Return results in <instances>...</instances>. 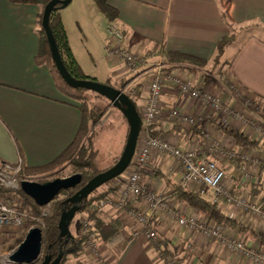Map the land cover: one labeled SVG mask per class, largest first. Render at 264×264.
Instances as JSON below:
<instances>
[{"label": "crops", "instance_id": "obj_1", "mask_svg": "<svg viewBox=\"0 0 264 264\" xmlns=\"http://www.w3.org/2000/svg\"><path fill=\"white\" fill-rule=\"evenodd\" d=\"M106 2L117 11L118 16L113 21L101 14L93 0H71L59 10L70 49L87 77L101 83L109 82L116 88L121 85L126 87L133 78L123 63L106 57V27L113 24L121 29L124 44L145 61L152 58L151 51L165 61L161 49L204 59L207 61L204 66L179 65L186 72L180 74L196 87L218 95L233 108L240 110L242 98L250 97L254 105L264 109V0ZM41 12L42 6L38 3L0 0V159L12 164L21 160L22 169L54 160L73 141L82 121L79 102L56 88L47 65L35 62L40 45L38 19ZM230 34L236 35L235 40L225 46L219 63L213 67L217 42ZM208 68L211 72L206 70ZM174 69L178 71V68ZM132 98L141 113L148 98L146 85L137 89ZM161 103L165 110L179 107L195 115H204L207 111L203 104L180 97L169 86L161 95ZM220 122L225 127L243 132L256 144L248 147L236 145L217 126ZM151 133L163 135L183 149L205 150L210 138L219 142L225 150L258 155L264 159V138L240 128L239 124L232 125V121L226 122L218 112H213L209 120H198L191 128L181 126L174 117L162 115L152 125ZM208 157L224 170L223 183L232 196L260 203L264 208L262 173L255 179L245 178L240 169L244 162L241 158L230 160L212 153ZM181 176L178 162L158 151L152 152L150 163L141 171L142 182L158 191L171 192L174 185L181 184ZM116 183L117 179H113L98 188V192H107L105 196L108 197ZM189 189L196 190L194 186ZM203 195L217 201L225 214L262 236L238 233L225 227L226 232L247 247L264 251V220L228 203L224 195L215 197L211 190ZM0 197L9 202L22 203L19 193L2 189ZM180 204L188 212L206 218L197 210L188 208L182 202ZM102 210L101 217L105 222L115 217L121 224L116 236L102 242L100 259L103 264H168L164 259V247L169 250L166 255L175 264H258L229 251L216 240L204 239L162 217L154 221L162 243L135 238L131 235L130 220L124 211L112 207ZM80 216L82 221L84 214ZM75 220L73 218L68 227L71 234ZM78 231L79 228L77 235H73L78 236ZM11 233L5 234L6 238L0 242V254L4 253ZM188 244H192L189 250L186 249ZM85 254L90 259V254L86 251Z\"/></svg>", "mask_w": 264, "mask_h": 264}, {"label": "built area", "instance_id": "obj_2", "mask_svg": "<svg viewBox=\"0 0 264 264\" xmlns=\"http://www.w3.org/2000/svg\"><path fill=\"white\" fill-rule=\"evenodd\" d=\"M107 39L105 42V54L110 60L120 61L126 69L132 73L139 70L145 61L144 58L136 54L131 48L124 44L125 37L121 29L113 24L106 27ZM152 57H157L155 51H151ZM151 73L144 75L145 85L148 89V98L142 108L140 117L142 120L135 152L129 166L117 179V183L112 193L105 198L94 201L93 205L98 208L112 207L115 210H122L129 217L131 235L135 238H143L155 244L161 241V237L155 228V220L164 218L176 223L178 226L192 231L204 239H213L224 246L229 251L238 253L251 261L264 264V251L255 247H247L245 243L237 239L233 234L226 232L225 226L215 225L206 218L198 217L196 214L188 212L187 209L177 202L171 192L158 191L146 185L141 180V171L151 160L153 151L166 153L176 160L181 168V185L195 187V192L204 194L211 190L215 197L224 195L228 203H233L236 207L247 211L252 217L264 220V208L260 203H256L244 198L232 196L224 186L225 172L217 163L209 159V153L226 159H239L240 169L245 178H257L259 174L264 175V159L258 155H248L242 152L225 150L219 142L214 139L208 141L205 150L183 149L166 137L151 133L152 125L162 115L174 117L181 126L193 127L198 120H209L213 112L220 113L226 122L236 121L240 128L248 130L264 138V109L263 112L255 113L253 109L260 111L258 105L250 97H243L242 113H238L236 108H229L223 100L216 94H212L205 89H201L190 83L177 73L174 68H168L170 63L165 62L161 57H157ZM126 85V87H128ZM169 86L180 97H188L192 101L206 106L204 115L172 107L164 109L161 103V95L165 87ZM128 95L137 93V84L129 86ZM252 106H254L252 108ZM22 176V162L18 160L12 164L0 159V188L9 193H18L21 190L20 182ZM21 204L9 202L0 197V242L6 237L5 234L15 232L24 224V214L20 210ZM78 236L86 238L85 250L93 260L94 264H103L100 259L102 240L98 232L88 226V221L83 218ZM192 244H188L186 249H190ZM187 250V251H188ZM6 253L0 256L1 264H16L8 259ZM168 264H175L170 256L166 257Z\"/></svg>", "mask_w": 264, "mask_h": 264}, {"label": "trees", "instance_id": "obj_3", "mask_svg": "<svg viewBox=\"0 0 264 264\" xmlns=\"http://www.w3.org/2000/svg\"><path fill=\"white\" fill-rule=\"evenodd\" d=\"M28 2L38 3L42 6V11L44 6L50 0H24ZM96 6L98 7L101 14L109 21H113L117 18L118 14L115 9L110 7L107 4V0H93ZM60 5L57 4L55 8L49 15V27L52 32L53 38L55 40L58 52L60 54L61 60L68 71V73L75 79H93L87 77L77 60L75 59L69 43L67 39V35L65 32V28L61 21V17L59 14ZM227 13V8L223 15L225 16ZM42 12L39 15L38 24H39V39L40 45L37 55L35 56V62L37 64H45L49 67L53 79L55 81L56 88L67 96L70 99H73L79 102V108L82 114L81 125L73 139V141L68 145V147L61 152L54 160L51 162L36 166V167H23L22 174L24 178L32 177L36 175H41L48 173L52 170L59 168L61 165L65 163H71L74 165L76 170H80L82 175V181L79 185L74 188H69L66 190H61L54 199L46 206H38L32 198L26 195L22 190H19V196L22 200V207H20L21 211L27 213V221L25 223L26 230L30 227L36 225V219L42 221L43 227V241H42V249L40 254V259L34 261L30 264H42L44 256L49 255L51 257V261H53L57 255L62 252L63 256L59 264H63L66 255L79 256L82 255L85 250V241L86 238L83 236H69L68 238H59V228L58 223L61 217V214L64 210H68L73 204L71 202H66L67 198L72 196L82 185H84L90 178L101 172L95 168L94 162L96 161V156L98 154L96 149L90 146H84L82 144L83 139L87 135L89 125H95L99 122L100 118L103 115L104 109L99 106H91L88 107L87 101L91 98L92 92L82 87H71L68 85L63 78L60 76L56 66L52 60L51 52L49 49V45L46 39V35L44 29L41 24ZM236 38L235 34H230L221 38L216 45V54L212 59L214 65H217L220 61V58L224 52L225 46L230 42L234 41ZM161 54L165 57V61L167 63L174 64H192L194 66H204L207 61L204 59L197 58L192 55L182 54L178 52H165L161 49ZM172 66V68H174ZM95 80V79H93ZM106 84L111 85L109 82ZM115 87L114 85H111ZM116 88V87H115ZM118 89H122L123 85L117 87ZM97 94V93H95ZM98 96H101L97 94ZM103 97V96H102ZM130 97V96H129ZM133 103L136 106L137 113L140 117V112L138 111L135 100L130 97ZM141 118V117H140ZM217 126L225 133L230 136L234 143L240 147H248L256 144V141L249 138L243 132L234 130L228 127H225L223 123H218ZM155 134V133H154ZM117 161V160H116ZM109 168V167H108ZM105 168L104 170H106ZM89 170V172H88ZM103 170V171H104ZM2 189H0L1 191ZM112 189H108L111 191ZM172 194L175 198L184 203L188 208L197 210L200 214L206 217V219L215 225H223L228 230L236 231L238 233H246L251 236H262L261 233H257L253 229H249L245 226L241 221L228 216L225 214L219 207L217 201H211L207 199L203 194L199 192L192 191L181 184L174 185L172 188ZM64 194V197L60 198L59 195ZM107 192L100 193L98 189L94 190L87 198L82 199L78 203V211L77 214H84V218L88 221V226L94 228L102 242H107L114 236H116L121 228L120 221L118 218H112L108 222H105L101 217L102 209L93 205L94 201H98L102 198H105ZM47 208L48 212L44 213V209ZM121 211V210H119ZM75 217V216H74ZM72 221V220H71ZM70 221V223H71ZM69 223V224H70ZM264 239V238H263ZM162 243L160 241L158 244ZM169 250L166 247L163 248V257L166 259ZM50 264V263H46Z\"/></svg>", "mask_w": 264, "mask_h": 264}, {"label": "water", "instance_id": "obj_4", "mask_svg": "<svg viewBox=\"0 0 264 264\" xmlns=\"http://www.w3.org/2000/svg\"><path fill=\"white\" fill-rule=\"evenodd\" d=\"M71 0H50L43 8L41 24L44 29L46 39L51 52L52 60L63 80L71 87H82L95 92L107 98L111 105L118 108L128 123V133L123 151L118 160L106 170L96 174L82 185L72 196L67 198L66 202L73 205L64 210L61 214L58 228L59 238H68L71 236L69 232V223L78 211V203L87 198L94 190L101 185L113 180L119 176L129 166L132 156L135 152L139 132L142 126V120L137 113V109L130 97L122 90L117 89L109 84L101 83L93 79H75L66 70L60 54L58 52L55 40L50 30L48 21L49 15L57 4L60 8L66 7ZM82 181L81 173H73L67 177L55 178L43 183L22 179L20 182L21 190L34 200L38 206L48 205L54 197L61 191L74 188ZM43 233L38 226H32L27 230L25 237L18 246L8 255V259L16 264H30L36 261L42 249ZM63 253L60 252L57 257L51 261L49 255H45L42 264H59Z\"/></svg>", "mask_w": 264, "mask_h": 264}, {"label": "rangeland", "instance_id": "obj_5", "mask_svg": "<svg viewBox=\"0 0 264 264\" xmlns=\"http://www.w3.org/2000/svg\"><path fill=\"white\" fill-rule=\"evenodd\" d=\"M157 57H152L150 60H148L147 62L141 65L139 70L135 73V75L131 79L130 85H132V83H135L137 84V89H139L141 86L145 84L146 79L144 75H146L145 73L148 71L149 73L152 72L154 66L151 63H154L157 60L156 59ZM173 65L174 64L170 63V65H168V68H171ZM179 65L181 64H177V66L175 64V67L174 66L173 67L178 68V71L175 69L174 70L177 73L179 74L183 73L184 75L186 73L183 70L184 67H181ZM215 66L216 65H214L213 67ZM206 70L211 72V69L209 68ZM202 73H204V71ZM182 77L188 80V78H186L185 76H182ZM129 86L123 87L124 89L122 88V91L126 93L127 95L129 91L128 89L130 88ZM130 97H135V95H131ZM87 103H88V107L96 105L104 109L103 115L100 118L99 122L95 125H89L87 135L82 141V144L84 146L87 147L91 145L93 149L97 150L98 154L96 156V161L94 162V164L96 166L95 168H97V170H100L102 172L105 168H108L112 166L113 164H115L116 160H118V158L120 157L123 151L127 133H128V123H127L126 118L122 114V112L118 108L111 105V102L105 97L98 96L97 94L94 93L92 94L91 98L87 101ZM227 106L229 108H232V106H229V105ZM258 107L261 108L260 111L253 109V112L255 113L263 112V108L259 105ZM236 111L240 114L242 113L243 110L241 108L240 110H236ZM232 125L236 126L237 125L236 121L234 122L232 121ZM76 172L81 173L82 171L76 170L74 165L71 163H65L61 165L59 168L52 170L48 173L36 175L32 177H27L25 179L43 183V182H46V181H49L55 178L67 177ZM59 197L60 198L64 197V194H60ZM19 199H21V197H19ZM19 204H22V203H19ZM22 212L24 214V224L21 228L11 233L12 235L10 239H8L7 243L5 244V248H4L5 251L4 253L2 252L3 254L11 253L18 246L19 242L23 240V238L25 237V234L27 233V230L25 228V223L27 221L26 219L28 216L26 212L24 211ZM47 212H48V209L45 208L44 213H47ZM80 217H81L80 214H77L74 217L76 220L73 221L74 223L73 228H72L73 234H76V230H78V228L80 231V228H81V218ZM36 222L37 223L34 226H38L40 228L43 227L41 220L36 219ZM1 255L2 254H0V256ZM39 259H40V256L37 259V261ZM89 262H92L93 264L96 263V261L93 260V258L90 257L89 259V257L85 254V252L79 256L66 255V258L64 260V264H87ZM0 264H1V258H0Z\"/></svg>", "mask_w": 264, "mask_h": 264}]
</instances>
